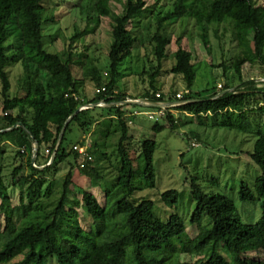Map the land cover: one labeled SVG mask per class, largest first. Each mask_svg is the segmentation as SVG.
I'll return each mask as SVG.
<instances>
[{"label":"trees","instance_id":"1","mask_svg":"<svg viewBox=\"0 0 264 264\" xmlns=\"http://www.w3.org/2000/svg\"><path fill=\"white\" fill-rule=\"evenodd\" d=\"M46 1L0 0V264H190L182 262L183 255L197 258L193 264H264V260L247 256L264 253V133L258 132L250 153L261 174L253 189L242 183L238 192L245 203L258 196L260 220L245 224L232 199L204 193L195 178L190 185L195 207L186 220L177 210L181 201L177 190L160 193L157 202L136 196L156 183L157 144L145 140L140 153L134 154L130 119L136 108L144 106L127 103L164 104L145 107L166 113L168 126L156 123V133L168 127L179 129V120L165 106L176 102L184 103L177 110L195 117L199 124L213 120L212 127L252 133V123L257 117L264 118V79L263 87L257 88L254 80L243 79V67L257 62L264 67V5L256 0H197L189 6L190 0H174L172 8L161 13L156 7L162 0L154 5H148V0H120L121 14L113 17L112 0H80L77 6L86 28H76L67 49L52 53L46 48L44 29L57 21L54 15L45 16ZM152 17L153 33L150 26L141 25ZM108 18L112 42L106 67L100 68L89 55L76 59V44L94 35ZM179 20L195 22L208 53L212 27H216L215 34L220 27L231 31L241 48L232 62L240 79L237 88L226 85L194 93L197 67L180 36L171 73L182 76L187 92L182 99L177 98L178 93L166 97L158 92L157 78L173 44L168 25ZM143 48H150L152 56L151 71L143 73L149 75L150 88L140 96H130L118 85L124 77L122 67ZM18 63L26 77L25 96L10 98L7 69ZM221 67L225 69L223 64ZM87 81L96 88L92 97L84 93ZM84 107L88 108L78 112ZM73 127L84 137L69 145ZM113 134H119L116 152L120 166L112 184L103 190L107 177L97 162L100 156L105 157L101 140ZM35 146L38 151L33 161ZM9 148L20 165L3 164ZM63 164H69L70 170L59 178ZM75 172L89 179L93 190L102 189L104 201H99L92 189L75 186ZM44 177L48 182H42ZM12 190L18 191V204H14ZM76 194H81L80 198ZM80 209L91 219L86 227ZM167 209L177 211L169 214ZM194 229L195 236L191 234Z\"/></svg>","mask_w":264,"mask_h":264},{"label":"rangeland","instance_id":"2","mask_svg":"<svg viewBox=\"0 0 264 264\" xmlns=\"http://www.w3.org/2000/svg\"><path fill=\"white\" fill-rule=\"evenodd\" d=\"M174 0H162L156 7L157 12L161 13L172 8ZM199 1V0H198ZM259 5H264V0H256ZM80 0H47L45 3V16L56 17V24L47 25L44 29L46 48L49 52L57 53L67 49L70 38L74 35L76 28L83 30L86 28V22L79 13ZM195 2L189 1V6ZM156 0H148V5H154ZM113 17L121 14L122 4L120 0H112L110 5ZM156 13V12H155ZM142 27L150 26L153 33L156 29L154 17L142 21ZM216 27H212L210 32L211 52L208 53L202 45L199 38L198 27L192 20H179L176 23L168 25V32L172 36L173 44L170 47V57L163 63L160 76L157 78L156 86L158 92L166 97L178 93L182 97L187 92L186 85L182 76H175L171 69L175 64L173 53L175 51V42L178 37H183V47L190 50L194 56V63L197 67V78L192 91L198 92L214 87H224L229 85L233 90L240 84V79L235 75L232 69V62L236 55L241 52L238 43L234 41L231 31L219 28V33L215 34ZM111 19H103L102 25L94 35L85 37L79 41L74 51L75 58L82 55H89L100 68L106 67L108 63V52L111 45ZM9 43H13L10 41ZM151 53L150 48H143L135 51L131 60L122 67L124 77L119 80L120 89L130 96H140L150 88V78L144 71H151ZM224 65L225 69L222 66ZM225 70V71H224ZM10 82V98L15 96H25L24 83L26 77L20 63L7 69ZM81 71L77 70V77L81 78ZM106 76V75H105ZM105 78V77H104ZM243 79L254 80L257 88L263 87L264 67L258 62L247 64L243 67ZM86 97H92L95 94V86L87 81L84 88ZM144 102L143 100H140ZM147 103V102H145ZM169 104H165L167 106ZM176 103H171L168 111L179 120L180 127L177 131H172L168 127L160 133H156L153 127L156 123L161 126H168L165 111H157L149 108H136L135 115L131 117L129 135L132 138V150L140 153L141 144L145 140L156 141V151L154 156V165L156 172V183L149 190L141 192L136 196L138 198L147 197L157 202L159 194L166 190H177L181 194V201L177 210L187 220L195 207V202L191 196V180L196 179L201 189L206 194H223L232 199L245 224H256L261 218V201L256 195V200L252 203L242 202L238 192L242 183L247 184L253 189V184L261 174L260 168L252 161L250 153L253 152L254 145L259 138L258 132L264 133V118H256L253 124V132L245 134L239 131H232L224 128L212 127L213 120L208 125L199 124L195 117L183 114L177 110ZM104 106V105H101ZM2 97L0 84V115H2ZM167 112V111H166ZM166 114V113H165ZM248 120L252 121L251 118ZM210 125V126H209ZM115 130V127L112 128ZM84 134L73 127L68 135V144L72 145L82 141ZM103 138V137H102ZM104 139V138H103ZM88 141L89 138L87 139ZM119 134H113L108 140H101L104 144L102 148L104 156H100L97 165L101 167L106 174L107 180L103 184V190L116 177L120 166V158L116 152ZM10 154L6 155L3 164L8 167L20 165V160L14 158L13 149L9 148ZM46 153V152H45ZM46 155V154H45ZM73 160L70 159L69 162ZM12 169V168H11ZM10 169V170H11ZM70 170L69 164H63L59 167L58 177H64ZM25 173H29L26 170ZM75 186L83 190H91L89 179H85L78 172H75ZM47 179V180H46ZM81 179V180H80ZM48 178L44 177L42 182ZM138 179H135V185L138 186ZM75 192V187H72ZM93 190V189H92ZM102 190V189H101ZM100 189L93 190L99 201H104L103 193ZM77 192V190H76ZM75 192V193H76ZM14 204H18V191L12 190ZM80 198L81 194H76ZM159 206L162 204L159 203ZM158 206V207H159ZM164 208V207H163ZM168 213L176 212V209ZM81 222L84 227L90 223L91 219L87 217L80 209ZM3 225V217L0 216V226ZM193 229V228H192ZM192 235L196 231L191 230ZM193 237V236H191ZM247 256L258 260H264L263 252L249 253ZM197 258L183 255L182 262L193 264Z\"/></svg>","mask_w":264,"mask_h":264},{"label":"water","instance_id":"3","mask_svg":"<svg viewBox=\"0 0 264 264\" xmlns=\"http://www.w3.org/2000/svg\"><path fill=\"white\" fill-rule=\"evenodd\" d=\"M223 94H225V93H223ZM127 103H130V104H133V105H142L144 107H149V106L160 107V106H164V104H161V103H145V102H142V101H128ZM89 107H92V106H89ZM79 111H81V109L78 110V112ZM37 151H38V146H35V151H34V155H33V161H34V159H35V157L37 155Z\"/></svg>","mask_w":264,"mask_h":264},{"label":"built area","instance_id":"4","mask_svg":"<svg viewBox=\"0 0 264 264\" xmlns=\"http://www.w3.org/2000/svg\"><path fill=\"white\" fill-rule=\"evenodd\" d=\"M157 97H160V94L157 95ZM177 98H178V99H182V97H181L180 95H177ZM182 104H184V103H182V102H176V105H177V106L182 105ZM170 105H171V104L167 105L166 107L168 108ZM176 105H175V106H176ZM87 108H88V107H84V108H81V110H84V109H87ZM162 112H163V111H162ZM134 115H135V113H134ZM34 149H35V148H34ZM83 150H84V149H80V152L83 153V152H84ZM46 154L48 155L49 152L46 151Z\"/></svg>","mask_w":264,"mask_h":264}]
</instances>
